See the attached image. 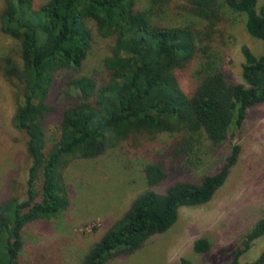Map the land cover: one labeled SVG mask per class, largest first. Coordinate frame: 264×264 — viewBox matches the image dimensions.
<instances>
[{"label": "trees", "instance_id": "obj_1", "mask_svg": "<svg viewBox=\"0 0 264 264\" xmlns=\"http://www.w3.org/2000/svg\"><path fill=\"white\" fill-rule=\"evenodd\" d=\"M2 0L0 31L16 41L0 54V76L13 89L11 122L25 136L29 158L25 195L0 198V264H20L23 228L56 217L69 203L64 169L76 158H94L129 138L152 140L160 132L179 133L165 154L174 164L201 134L221 143L234 134L248 108L264 102V2L259 0ZM243 14L246 32L262 42L256 55L240 49L241 81L222 68L216 40L222 36L223 5ZM174 9L193 17L164 24L159 13ZM95 34L109 39L102 58L104 75L81 73L65 81L58 136L47 145L45 119L55 73L79 70ZM198 59L197 84L184 91L178 71ZM241 147L233 144L224 164L198 180H175L162 192L167 176L163 158L143 167L149 185L123 215L92 244L78 264H105L139 249L151 236L168 230L179 208L208 202L226 181ZM180 159V160H179ZM38 178L40 187L38 188ZM264 234V215L246 232L245 245ZM205 237L193 250L206 253ZM242 249L222 264H264V248L250 261ZM184 264H187L185 262Z\"/></svg>", "mask_w": 264, "mask_h": 264}, {"label": "rangeland", "instance_id": "obj_2", "mask_svg": "<svg viewBox=\"0 0 264 264\" xmlns=\"http://www.w3.org/2000/svg\"><path fill=\"white\" fill-rule=\"evenodd\" d=\"M45 0H34L37 8ZM222 2L223 0H219ZM264 0H259V3ZM2 0H0L1 6ZM146 7L149 0H137ZM222 36L216 40L222 68L241 81L240 49L248 46L256 55L262 42L244 28L243 14L225 4ZM174 9L159 13L155 19L164 24H183L193 17L176 14ZM109 39L95 34L94 44L79 70L61 68L54 76L49 102L55 107L44 123L47 145L58 136L59 111L64 100L65 81L81 73L104 75L102 58ZM16 41L0 31V54ZM198 59L178 71L181 88L189 92L198 82ZM13 89L0 76V198L23 197L29 158L25 136L13 127ZM179 133L160 132L152 140L143 137L121 141L94 158H76L62 169L69 203L54 218L37 220L22 230L20 264H78L96 242L129 207L133 198L149 185L143 167L160 157L167 165V176L158 185L162 192L175 180H198L224 164L233 144L241 151L226 181L213 197L198 206L179 208L175 223L165 232L151 236L139 249L120 254L105 264H222L242 249L239 259L250 261L264 248V234L245 245V234L264 215V102L248 108L241 126L221 143L205 134L196 137L191 149L172 164L165 152ZM38 188L40 179L38 178ZM205 237L210 248L206 253L193 250V241Z\"/></svg>", "mask_w": 264, "mask_h": 264}]
</instances>
